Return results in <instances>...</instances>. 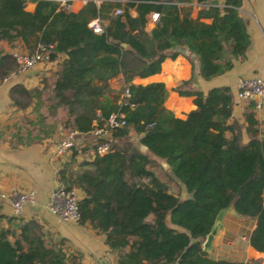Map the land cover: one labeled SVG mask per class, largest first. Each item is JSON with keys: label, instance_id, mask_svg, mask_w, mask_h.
<instances>
[{"label": "trees", "instance_id": "16d2710c", "mask_svg": "<svg viewBox=\"0 0 264 264\" xmlns=\"http://www.w3.org/2000/svg\"><path fill=\"white\" fill-rule=\"evenodd\" d=\"M187 1L100 0L96 7L89 0L74 12L54 0H36L33 10L25 9V0H0V40L19 39L28 48L32 36L33 47L50 44V58L64 53L40 85L8 87L15 108L30 106L10 132L14 144L51 138L54 124L49 118L59 117L58 111L63 112V127L80 132L110 111L124 113L125 124L112 132L107 152L90 156L86 150L79 159L83 147L74 145L56 170L59 185L80 191L77 222L104 235L105 244L116 251L117 264H145L137 254L151 264H233L211 258L201 248L216 214L229 205L254 219L248 243L264 251V128L255 117V100L244 105L240 125L231 114L228 86L202 92L187 88L188 77L173 88L193 96L194 107L176 117L162 107L163 81H134L158 71L165 58L181 53L178 48L194 54L203 79L228 69L232 58L246 49L248 35L237 11L241 0H221V5L195 0L201 3L196 18L181 13L177 2ZM115 8L120 12L113 13ZM152 10L158 20L145 29ZM96 15L103 20L98 33L87 25ZM14 65L11 53L0 45V81ZM112 79L128 89V104L118 105L117 97L104 93ZM168 180L181 184L188 195L170 191ZM5 219L0 264H36L40 253L47 255L42 264H82L68 252L64 237L53 239L35 218Z\"/></svg>", "mask_w": 264, "mask_h": 264}, {"label": "crops", "instance_id": "0c3cea01", "mask_svg": "<svg viewBox=\"0 0 264 264\" xmlns=\"http://www.w3.org/2000/svg\"><path fill=\"white\" fill-rule=\"evenodd\" d=\"M92 1L96 7L100 2V0ZM209 1L214 5L212 3L214 0ZM215 1L217 5H221V0ZM85 3L86 1L84 0H70L67 10L75 12ZM35 4L36 0H25L24 7L27 10H33ZM177 4H181V7L183 5L187 6V4L192 6L194 10L189 12V17L191 18H196L197 9L201 5L195 0L177 2ZM57 6L63 8L59 4ZM237 11L244 20L245 31L248 35V45L239 58H232L231 66L228 69L208 79H203L199 75L198 61L194 54L185 48H178L181 53L174 58H165L161 62L158 71L147 76L134 78V81H163L166 94L162 101V107L169 109L176 117H182L185 111L194 107L193 96L179 95L173 88L182 79L190 77L187 88H198L202 92H205L211 86L226 85L232 94L231 114L240 125H243L241 113L246 101H241L238 98L236 82L239 77L259 75L264 78V0H241ZM130 14H134L132 9H130ZM96 18L99 19L96 15L91 17L89 21ZM198 19L204 22L209 21L204 16H199ZM100 21L103 23V20ZM150 28L145 26V29ZM31 38L32 36H30V42H32ZM0 45L7 52L29 50L26 44L19 39L14 40L12 43L0 40ZM57 55L61 58L64 53L60 52ZM60 58L56 56L49 62H39L33 67L0 82V189L6 190L16 187L32 189L34 191V201L25 204L22 212L17 216L23 219L35 218L42 225V229L53 239L64 237L68 252L76 254L82 264H117L116 251L108 248L102 233L95 232L88 223L82 224L77 221L60 219L51 213L45 205L48 190L57 184L56 170L65 154L70 151L68 150V152L66 151L67 153L59 156L53 155L55 143L64 136L63 130L57 126L58 123L54 125L51 138H43L40 141L24 145L20 143L14 144V140L10 138L14 123L18 121L22 114L28 113L30 106L24 110L15 108L8 97V87L13 83H21L25 87L40 85V79L50 75L57 67ZM119 81V79L107 81L108 92H111V88ZM58 113L60 114L58 118H61L63 112L58 111ZM255 117L259 128H264V98L259 107L255 108ZM67 130L68 128L64 132ZM76 136L83 137L88 135L79 132ZM86 144L83 149L89 152L90 146L88 143ZM74 145L79 149L80 144H77L76 140ZM138 148L140 151L146 152L150 157L156 158L144 146L139 145ZM157 161L160 162L159 159ZM162 166L163 168L167 167L163 163ZM78 192L80 194L79 190ZM9 215L14 214L8 201L0 199V225H7L5 217ZM253 225L254 219L237 214L231 208L222 210L220 226L212 239L210 251L206 253L211 258H225L239 264H264V251H256L248 243V234ZM136 258L145 264H151L141 254H137ZM42 259L45 261L47 255L38 254L36 264H42L40 263Z\"/></svg>", "mask_w": 264, "mask_h": 264}, {"label": "built area", "instance_id": "2783aa9c", "mask_svg": "<svg viewBox=\"0 0 264 264\" xmlns=\"http://www.w3.org/2000/svg\"><path fill=\"white\" fill-rule=\"evenodd\" d=\"M61 7L68 9L70 0H54ZM87 1V0H84ZM120 9L115 8L113 13H119ZM158 20V12L155 10L147 13L145 26L153 27ZM87 25L93 32H101L103 24L99 19H91ZM50 44L36 43L31 50H13L11 55L14 58L15 65L9 73L2 78L0 82L21 73L26 69L33 67L39 62H49L50 58ZM237 58L240 55H236ZM236 94L241 101H248L249 99L255 100V108L259 107L262 99L264 98V78L259 75L239 77L236 82ZM129 95L128 89L124 87L116 99L118 105L128 104L126 97ZM125 124L124 113L121 110H113L104 116H100L97 121L92 123V126L82 132L92 138L89 155L103 154L109 150V140L111 134L117 128ZM80 131L76 129H68L64 136L57 140L53 148V155L59 156L74 146V139ZM79 192L76 187H63L58 183L52 186L46 195L45 205L49 211L55 214L60 219L77 221L79 214L77 209V200ZM0 199L8 201L12 213L19 215L25 204L34 201V191L30 188H10L6 190L0 189ZM233 264H239L233 262Z\"/></svg>", "mask_w": 264, "mask_h": 264}, {"label": "rangeland", "instance_id": "374dc122", "mask_svg": "<svg viewBox=\"0 0 264 264\" xmlns=\"http://www.w3.org/2000/svg\"><path fill=\"white\" fill-rule=\"evenodd\" d=\"M181 5V4H180ZM125 7V6H124ZM62 9H65V8H62ZM127 9V11L130 13V9L129 8H126ZM65 10H67V9H65ZM194 10V8H192V6H190V5H188L187 4V6L185 5H183V7L181 8V13H187V15L189 16V12H192ZM31 41H32V43L29 45V47H28V49H31L32 47H33V43L35 42V38H31ZM114 84H115V82H114ZM121 89H122V84H121V82L119 81V82H117L116 84H115V86L114 87H112L111 88V92H108V84L106 83L105 85H104V93L107 95V96H109V97H118L117 95L118 94H120V92H121ZM110 90V89H109ZM62 117L63 116H61V118H58V116H55V117H50L49 118V121H52L53 123H54V125H55V123H58V127H59V129H61V130H63V134H65V132H64V130H66L67 128L66 127H63L62 126V123H61V119H62ZM56 126V127H57ZM57 127V128H58ZM131 133V132H130ZM75 140H76V143L77 144H80V146H79V150H81V148L82 147H84L85 145H87L86 143H88V145L89 146H91V141H92V138H90L89 136H83V137H80V136H76L75 137V139H74V143H75ZM85 143V144H84ZM82 151L83 152H78L77 154H78V158L80 159L81 157H85L87 154H86V151H85V149L83 150L82 149ZM68 152V151H67ZM66 152V153H67ZM69 153V152H68ZM66 155V154H65ZM159 167H157V169H158ZM165 169V168H164ZM161 170V171H160ZM162 172H163V169H160L159 168V170H158V173H159V175L160 176H162ZM164 177V176H163ZM168 182V186H169V190L170 191H172V192H174V193H176V194H178V196L179 197H182V196H185V195H188V193H186L184 190H183V187H182V185L181 186H179V183L177 184L175 181H172V180H168L167 181ZM181 187V188H180ZM221 253H223L222 251H221Z\"/></svg>", "mask_w": 264, "mask_h": 264}, {"label": "water", "instance_id": "95a60500", "mask_svg": "<svg viewBox=\"0 0 264 264\" xmlns=\"http://www.w3.org/2000/svg\"><path fill=\"white\" fill-rule=\"evenodd\" d=\"M164 166H167L166 163H163ZM183 187V186H182ZM184 190V188H183ZM185 191V190H184ZM187 196V195H185ZM184 197V196H182ZM227 208H231L233 209L230 205L223 208V209H220L218 211V213L216 214L214 220H213V223L210 227V229L208 230V232L205 234L204 236V239L202 240L201 242V248L205 251V252H209L210 249H211V242H212V239L214 237V235L216 234L219 226H220V215H221V211L224 210V209H227ZM234 210V209H233Z\"/></svg>", "mask_w": 264, "mask_h": 264}]
</instances>
